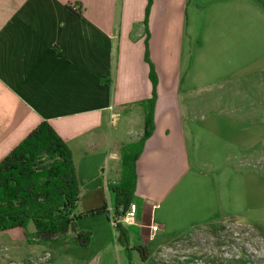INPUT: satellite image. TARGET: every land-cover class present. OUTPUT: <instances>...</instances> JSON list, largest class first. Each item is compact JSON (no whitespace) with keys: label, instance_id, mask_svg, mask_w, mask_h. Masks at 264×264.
Instances as JSON below:
<instances>
[{"label":"crops","instance_id":"obj_1","mask_svg":"<svg viewBox=\"0 0 264 264\" xmlns=\"http://www.w3.org/2000/svg\"><path fill=\"white\" fill-rule=\"evenodd\" d=\"M147 2L0 0V162L48 121L72 151L82 197L104 205L123 146L145 133ZM149 32L154 131L129 216L144 237L179 236L226 214L223 186L238 172L245 198L263 203L257 167L226 162H264V0H153ZM201 139L221 159H192Z\"/></svg>","mask_w":264,"mask_h":264},{"label":"rangeland","instance_id":"obj_2","mask_svg":"<svg viewBox=\"0 0 264 264\" xmlns=\"http://www.w3.org/2000/svg\"><path fill=\"white\" fill-rule=\"evenodd\" d=\"M199 144L201 153L192 150L191 144V158L193 155L201 157L204 150L212 157L221 159L220 145L206 139L199 140ZM210 155L204 153L203 157ZM226 163L238 171H250L257 167L264 182V162L261 165L249 162L246 166L238 161ZM119 168L122 175L123 165ZM236 178H242L239 172L238 177L228 178L226 188L223 186L226 214L219 220L196 227L187 234L144 237L136 231L135 224L123 223L129 232L130 248L144 245L145 241L149 250L146 262L141 260L136 250H132V264H264V197L261 199L263 203L259 202L257 207L252 206L251 199L245 198L244 191L247 186L244 180L239 182ZM83 195L84 198L81 193L75 211L78 216H83L77 221V232L90 233L89 245L81 246L72 241L76 236L74 232H69L58 242L31 244L29 235L34 232L35 227L30 224L26 230H15L18 235L16 237L9 231L0 233V264H127V251L119 245V232L111 219L106 214L84 216L90 209L99 207L95 206L99 202H89L90 196L86 190ZM106 195V203L110 208V215L113 216L114 195L111 191Z\"/></svg>","mask_w":264,"mask_h":264},{"label":"trees","instance_id":"obj_3","mask_svg":"<svg viewBox=\"0 0 264 264\" xmlns=\"http://www.w3.org/2000/svg\"><path fill=\"white\" fill-rule=\"evenodd\" d=\"M145 11V61L150 67L152 96L145 108V133L140 141L122 149L123 174L118 183L109 184L114 195V215L105 202L90 209L84 216L106 214L119 232V245L127 251V264H132L131 251L136 250L143 262L148 259L147 245L130 248L129 232L120 222L131 208L137 182L136 162L146 141L154 131V107L157 100L158 77L149 51V15L153 0H147ZM81 190L73 154L66 141L48 121L40 123L19 145L0 162V233L15 229L26 230L33 224L29 243L58 242L69 232L81 246L90 243L89 232H77L76 214ZM69 243V242H68Z\"/></svg>","mask_w":264,"mask_h":264},{"label":"built area","instance_id":"obj_4","mask_svg":"<svg viewBox=\"0 0 264 264\" xmlns=\"http://www.w3.org/2000/svg\"><path fill=\"white\" fill-rule=\"evenodd\" d=\"M73 8L75 10H80V7L78 5H74ZM120 222L124 223V224H127V225H134L135 223V220L134 218L130 217L129 216V213L125 216V217H121L120 218ZM159 228L158 226H152L151 227V233L154 235L158 232Z\"/></svg>","mask_w":264,"mask_h":264}]
</instances>
